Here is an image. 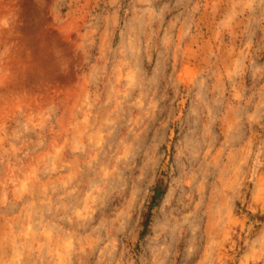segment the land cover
<instances>
[{
    "label": "rangeland",
    "instance_id": "1",
    "mask_svg": "<svg viewBox=\"0 0 264 264\" xmlns=\"http://www.w3.org/2000/svg\"><path fill=\"white\" fill-rule=\"evenodd\" d=\"M0 264H264V0H0Z\"/></svg>",
    "mask_w": 264,
    "mask_h": 264
}]
</instances>
